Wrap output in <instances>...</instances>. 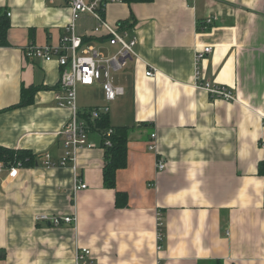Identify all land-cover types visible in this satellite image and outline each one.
<instances>
[{"label": "crops", "instance_id": "crops-1", "mask_svg": "<svg viewBox=\"0 0 264 264\" xmlns=\"http://www.w3.org/2000/svg\"><path fill=\"white\" fill-rule=\"evenodd\" d=\"M0 16L10 21L9 43L0 45V144L38 159L33 167L0 169V264H75L78 246L92 251L94 264H264V0L108 5L106 20L133 22L138 38L128 66L112 74L122 94L109 118L129 127L128 166L117 171L116 188L105 186L101 132L93 129L94 146L78 152L87 188L75 194L71 168L42 164L45 153L58 160L64 152L58 132L71 111L56 99L61 67L24 52L57 43L69 7L0 0ZM77 25L85 35L96 21L85 15ZM206 46L212 52L197 62ZM197 66L235 99H212L196 87ZM33 86L28 105L5 109ZM80 88L94 98L83 102L78 93L81 110L106 103L99 84ZM154 132L158 148L150 150ZM117 190L128 193L127 207H116ZM71 213L76 224L38 219Z\"/></svg>", "mask_w": 264, "mask_h": 264}, {"label": "built area", "instance_id": "built-area-1", "mask_svg": "<svg viewBox=\"0 0 264 264\" xmlns=\"http://www.w3.org/2000/svg\"><path fill=\"white\" fill-rule=\"evenodd\" d=\"M54 4L64 2L69 7L71 16L65 25V32L55 44L36 45L29 44L25 47V55L29 58L41 59L44 61L56 60L61 67L60 90L56 94V99L60 107L70 109L69 119L60 129L59 136L62 140L63 155L55 160L49 153H45L42 164L46 167H65L71 168L74 173V194L87 188L79 174L78 152L85 148H92L93 143L89 141V133L94 129V124L102 116L110 114V104L122 94L120 88L113 85L112 74L116 71L125 69L135 52L137 36L134 33L135 24L130 26L127 23L111 24L105 18L108 5L111 3L122 2V0H46ZM85 15L91 16L96 21V26L91 32L80 35L77 33V22ZM215 17L206 19V23H211ZM105 43L114 46L112 54H105L97 47V43ZM212 52L211 46H206L203 50H197L196 61L201 62L205 56ZM147 76H154L151 70L146 72ZM195 86L205 90L212 99H223L232 101L235 99L233 90L225 84L212 82L204 79L201 69L197 66L195 74ZM99 84L104 92L106 103L95 106L87 110H81L78 105V87L93 86ZM114 129L109 128L101 133L105 139V145L111 146L110 136ZM157 133L151 134L149 143L150 150H157ZM159 170L165 168L162 161H158ZM3 163H0V169ZM39 220H49L53 226H60L62 223L76 224L77 215H53L49 217L41 214ZM158 226V248L162 247L164 239V220L163 214H157ZM75 264H94L92 251L87 247H79L76 251Z\"/></svg>", "mask_w": 264, "mask_h": 264}, {"label": "trees", "instance_id": "trees-1", "mask_svg": "<svg viewBox=\"0 0 264 264\" xmlns=\"http://www.w3.org/2000/svg\"><path fill=\"white\" fill-rule=\"evenodd\" d=\"M128 4L151 2L153 0H124ZM134 19V18H133ZM127 22V21H125ZM133 23V22H132ZM130 26L133 24L129 23ZM10 29V21L5 17L0 16V45H8L7 34ZM39 86L30 88H23L21 99L18 104L5 108L7 110L19 106L28 105ZM60 87V85H59ZM4 109V110H5ZM94 129L101 133L106 132L109 128H113V134L110 136L112 142L111 146L105 145V139H102V147L104 148V168L103 177L104 184L109 188H116L117 186V171L128 166V126H113L110 123L109 115H104L100 120L94 124ZM37 156L26 148H11L0 144V163L7 169H14L18 167H33L37 164ZM129 195L125 191H116V207L125 208L129 205ZM217 264H222L218 260Z\"/></svg>", "mask_w": 264, "mask_h": 264}, {"label": "rangeland", "instance_id": "rangeland-1", "mask_svg": "<svg viewBox=\"0 0 264 264\" xmlns=\"http://www.w3.org/2000/svg\"><path fill=\"white\" fill-rule=\"evenodd\" d=\"M97 47L99 49H101V51L105 52V54H107V55L108 54H112L115 51V47L114 46H108L106 49H103L101 47V42L97 43ZM80 86L78 87L79 88L78 89V93H79V96L81 97V101H83V102L93 101V99H94L93 98V93H91L89 91H85L83 88H80Z\"/></svg>", "mask_w": 264, "mask_h": 264}, {"label": "bare ground", "instance_id": "bare-ground-1", "mask_svg": "<svg viewBox=\"0 0 264 264\" xmlns=\"http://www.w3.org/2000/svg\"><path fill=\"white\" fill-rule=\"evenodd\" d=\"M78 23V22H77Z\"/></svg>", "mask_w": 264, "mask_h": 264}]
</instances>
